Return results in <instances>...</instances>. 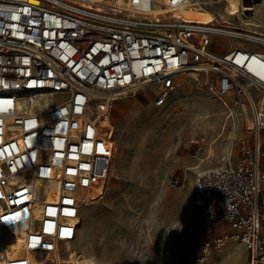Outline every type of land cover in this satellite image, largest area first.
<instances>
[{"label":"built area","instance_id":"obj_1","mask_svg":"<svg viewBox=\"0 0 264 264\" xmlns=\"http://www.w3.org/2000/svg\"><path fill=\"white\" fill-rule=\"evenodd\" d=\"M192 5L0 0V228L20 244L3 264H76L82 206L103 189L117 151L113 105L144 90L164 105L185 77L219 99L227 118L238 109L246 118L237 162L198 175L195 261L241 243L246 264H264V37H249L234 19L199 23L173 13ZM215 35L261 46L219 52ZM205 140H192L195 157Z\"/></svg>","mask_w":264,"mask_h":264},{"label":"rangeland","instance_id":"obj_2","mask_svg":"<svg viewBox=\"0 0 264 264\" xmlns=\"http://www.w3.org/2000/svg\"><path fill=\"white\" fill-rule=\"evenodd\" d=\"M200 1L218 16L227 5H253L254 11L244 9L248 17L244 18L264 34V0ZM234 23L245 27L238 17ZM213 38L212 48L219 52L244 42L249 47L261 46L251 38ZM183 80L187 85L177 87L164 105H155L145 90L113 105L117 151L103 189L82 206L83 222L73 244L76 263L246 264L247 249L241 243H229L221 252L197 263L199 248L194 238L198 175L205 169L224 166L231 149L237 154L238 140L246 135V118L239 109L227 118L226 107L211 92L191 86V78ZM253 93L261 95L259 91ZM224 130L223 137L213 141ZM202 136L206 144L198 158L192 140ZM220 145L225 149H219ZM209 147L214 153L206 158ZM190 165L199 168L188 169ZM262 174L264 198V154ZM176 175L182 179L173 185ZM19 249L14 235L0 228V264Z\"/></svg>","mask_w":264,"mask_h":264},{"label":"bare ground","instance_id":"obj_3","mask_svg":"<svg viewBox=\"0 0 264 264\" xmlns=\"http://www.w3.org/2000/svg\"><path fill=\"white\" fill-rule=\"evenodd\" d=\"M192 1L194 2V5L175 8V9H173V13H175L178 16H181L186 21L199 22V23H211L212 21H215L216 19H218V20L225 19V21H227V20L235 19L236 17H238L240 20L243 19L244 22L248 23V25H245L244 28H246L247 31L250 32L249 33V37L255 38L256 34H259L261 36H264L263 33H260L256 29L252 28L253 25L250 26V24H251V23H249L250 21H248V20L245 19V18H248V17L246 16V13L247 12H244V9L245 10H252V11H254L252 9L253 8L252 7L253 5L250 6L248 3H246L245 6L238 3L237 7H235L233 5H227L225 8H223L222 11L219 12V16H218L217 13L211 12V11H208L207 9H205L203 7V5H202L203 4L202 3L203 1L202 2L200 0H192ZM219 1H221V0H217L215 2H219ZM243 3H245V1H243ZM251 15L249 14V16H251ZM240 27H243V26H240ZM126 97H135V96H124V97H120L119 100H121L123 98H126ZM108 122H109V120H108V118H106V119H104L102 121V125H105ZM225 132H226L225 130L222 131V132H219L215 136V138H214L213 141L219 140L221 137H223V135L225 134ZM213 153H214L213 147H209V154H210L209 157H212ZM197 168H199V165L198 166L197 165H190L188 167V169H194V170L197 169ZM101 190L102 189L97 190L96 193L99 194ZM82 222L83 221H82V219L80 217L79 228L82 226ZM79 228H78V231H79ZM7 231H9V230H7ZM10 233L13 234V232H10ZM77 236H78V234H77ZM77 236H76V238H77ZM76 264H78V263H76Z\"/></svg>","mask_w":264,"mask_h":264},{"label":"crops","instance_id":"obj_4","mask_svg":"<svg viewBox=\"0 0 264 264\" xmlns=\"http://www.w3.org/2000/svg\"><path fill=\"white\" fill-rule=\"evenodd\" d=\"M227 50H229V48L227 49ZM226 50V51H227ZM225 52V51H224ZM254 91H259V90H257V89H254ZM230 118V117H229ZM226 121H228V120H226ZM232 124L235 126V122H234V120L232 121ZM219 149H222V150H224L225 148H224V146H219ZM233 153H234V149H231L230 151H229V155H228V159H227V161H229V160H231L232 162H233V156H235L236 157V160H234V163L238 160V150L236 151V155H233ZM207 157L206 158H208L209 157V152H207ZM195 190H196V192H197V188H195Z\"/></svg>","mask_w":264,"mask_h":264}]
</instances>
